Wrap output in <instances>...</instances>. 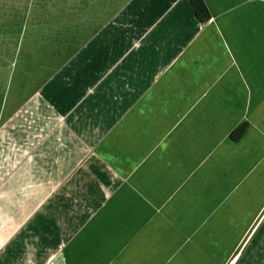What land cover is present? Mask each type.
Wrapping results in <instances>:
<instances>
[{"label": "crops", "instance_id": "0c3cea01", "mask_svg": "<svg viewBox=\"0 0 264 264\" xmlns=\"http://www.w3.org/2000/svg\"><path fill=\"white\" fill-rule=\"evenodd\" d=\"M205 2L0 0V264H264V0Z\"/></svg>", "mask_w": 264, "mask_h": 264}, {"label": "trees", "instance_id": "16d2710c", "mask_svg": "<svg viewBox=\"0 0 264 264\" xmlns=\"http://www.w3.org/2000/svg\"><path fill=\"white\" fill-rule=\"evenodd\" d=\"M194 11L196 12L197 16L201 19V20H205L208 21L211 18V13L209 10V7L207 6L205 0H190ZM248 124L244 123L242 125H240L239 127H237L233 132H232V136H234V138L238 139L245 131L246 126Z\"/></svg>", "mask_w": 264, "mask_h": 264}]
</instances>
